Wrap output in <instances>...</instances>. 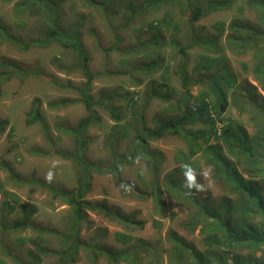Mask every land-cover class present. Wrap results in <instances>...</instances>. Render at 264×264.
<instances>
[{"label": "rangeland", "instance_id": "obj_1", "mask_svg": "<svg viewBox=\"0 0 264 264\" xmlns=\"http://www.w3.org/2000/svg\"><path fill=\"white\" fill-rule=\"evenodd\" d=\"M20 1L0 0V22L7 25L16 37L28 43L38 38L41 30L46 29L47 26L41 14L32 15L30 12L19 11L17 4ZM53 1L60 3L62 22L68 24L77 17L84 18L81 29L82 43L88 56L90 72L96 75L91 85L90 95L94 100H98L101 94H112L114 97L112 104L123 116L119 121L120 128L130 125L126 137L115 130L116 123L108 112L99 107L100 105L95 107L101 120L89 127L86 134L88 143L82 152L90 161L100 162L101 165L106 164L112 159L111 151L114 147L117 148L119 154L125 153L127 144L140 121L139 116L144 118L145 125L155 127L154 118L170 112V105L158 100L151 101L146 111L142 110L147 80L154 78L159 82H164L163 76H165L167 83L165 85L168 88L181 90L179 78L175 75V67L180 55L177 54V46L173 45L172 41L178 40L183 43L188 39L189 31L192 29L186 16L185 5H181L179 0H171L166 4L163 3L159 8L147 10L142 15H139L141 9H138L136 11L139 14L134 16L135 19L131 22V15L125 11L123 0H118L116 13L111 16V19L98 5L83 6V0ZM238 5L244 6L243 14L240 13ZM166 16H169L168 21L160 24L159 22H162ZM233 21H246L260 25L259 14L244 2L235 4L230 10L214 12L195 22L194 29L197 35H203L202 31H204L215 37L218 35L217 26L225 24L228 27ZM153 23L154 25L151 26ZM126 24L130 25L126 27ZM111 25L118 29L119 40L110 29ZM175 26H178V30ZM228 33L227 31L220 36L217 42L229 59L234 74L239 82L257 86L258 92L264 96V91L255 81L252 73L255 62L252 51L235 54L227 43ZM158 36L161 42L166 41L163 46H156L158 50L161 49L160 52L165 59L164 65L159 72L147 75L140 72L141 66L143 67L155 56L150 51L152 48L145 43L148 38ZM113 47L116 49H112ZM206 53L198 46L189 50L188 69L191 72ZM2 62L4 66H7L4 68L6 73L1 76L0 121H5L6 126L4 131L0 132V157L9 164L16 175L27 182L38 180L75 190L79 169L74 161L66 159L64 154L75 147L74 138L69 130L75 128L79 121L87 115L78 90L80 84L86 79L76 67L78 62L76 55L56 42L48 47L32 45L28 49H23L21 46L6 41L0 35V64ZM10 64L18 66L19 71ZM204 88L202 84L192 88L194 97L200 98ZM133 97L137 101L132 107L130 101ZM229 98L231 102L232 97ZM35 99L41 100L39 111L45 127L39 120L29 123ZM64 99H72L76 102L65 107L49 105L51 102ZM135 113L140 115L137 116ZM224 117L235 124H240L250 136L257 133V127L250 115L240 113L232 104ZM195 128L207 129L210 133L218 129L210 128L209 125H200ZM215 142L216 138L213 136L211 143ZM149 145L163 153V165L159 170L161 178L172 171H177L183 164L179 158L188 153V141L180 135H168L161 139H154ZM193 164L199 169H189L186 172L177 171V178L183 179L184 177L185 181L180 182L183 188H189L187 190L198 200L209 198L214 202L223 199L224 195L237 199V195L228 192L215 181L211 168L205 164L202 154L195 156L192 164L186 166ZM239 167L242 166L239 165ZM189 174L193 177L191 181L188 178ZM121 176L144 191H147L153 179L151 169L142 160L131 166L123 167ZM10 177L7 171L0 169V221L10 222L18 218L21 215L18 208L20 204H34L38 211L32 218L37 226L36 229L30 228L25 232L13 233L8 237V243L20 252L23 259H26L29 249H34V245L31 244L32 240L54 250H60L62 248L60 237L52 231L55 233L65 231L70 206L60 199H54L42 186L30 183L19 185L11 181ZM164 187L163 193L168 215L161 218L154 211L152 199L126 196L111 171L104 170L103 173L93 171L91 189L85 199L93 203L105 202L118 209L120 214L134 216L139 225L124 228L118 219L105 216L99 210L87 208V220L83 225L81 237L89 239L93 236L95 229L105 228L108 230V235L104 243L118 249L127 246L116 241L115 233L117 232L141 238L149 246H153L156 251L155 260L153 254L149 253L141 258V264H177L168 252L172 246L168 240L171 230L176 231L199 250H204L206 246L201 232L198 229L191 231L185 227L190 216L195 215L196 209L191 204H185L180 199L169 195ZM12 206L15 210L11 209ZM20 238L25 240L23 246L18 240ZM132 244L133 242L129 246ZM236 251L246 256L249 254L246 249L236 248ZM133 252H135L134 246L130 249V253ZM256 256L264 261V251H259ZM0 264L17 263L0 253ZM38 264H57V260L55 257H45ZM74 264H107V259L100 257L97 262L93 263L89 260L87 252L81 249ZM120 264L132 263L126 261Z\"/></svg>", "mask_w": 264, "mask_h": 264}, {"label": "trees", "instance_id": "obj_2", "mask_svg": "<svg viewBox=\"0 0 264 264\" xmlns=\"http://www.w3.org/2000/svg\"><path fill=\"white\" fill-rule=\"evenodd\" d=\"M171 0H123L125 11L131 16V22L135 19L138 9L139 15L145 14L149 9L159 8L161 5ZM118 0H83V6H100L106 16L111 19L115 15V8ZM249 4L251 9L259 14L260 25L248 23L246 21H233L228 27L221 24L216 27L217 36H212L204 31L203 35H197L194 29L195 22L208 17L214 12L230 10L235 4ZM181 5H185L186 16L189 19L192 29L189 31L188 39L183 43L173 40V45L177 46L179 62L175 67V75L178 76L181 90L176 91L166 86L164 82L150 78L144 90V101L142 110L146 111L151 101L158 100L170 105V112L154 118L155 127L145 125L144 118L135 113L140 119L135 128L133 137L127 144L124 154H119L117 148L111 151L112 159L108 163L93 162L87 158L82 150L88 143L86 137L89 127L101 120L98 110L100 105L108 112L111 119L116 123L114 127L119 133L128 136L130 125L120 128V120L123 118L119 109L113 106L114 97L112 94H101L98 100H94L90 95V89L96 75L90 72L87 53L82 43L83 19L77 17L74 21L66 24L61 21L60 3L53 0H21L17 4V9L21 12H30L32 15L41 14L45 20L46 29L41 30L38 38L24 43L16 37L11 29L0 22V35L6 41L28 49L32 45L48 47L52 43H59L64 49L71 50L77 57L76 67L86 79L78 88L81 101L85 106L87 115L82 118L75 128H71L69 133L73 136L75 147L72 151L66 152L64 157L71 159L79 169L77 177V188L75 190L65 189L52 184H47L38 180L25 181L16 175L9 164L0 157V169L10 174L11 181L19 185L25 183L35 184L44 187L54 199H60L70 206V215L66 223V229L52 231L58 235L62 242L60 250H54L43 246L36 240L31 244L34 249H29L26 259H23L20 252L13 249L8 243V237L13 233L25 232L28 229H36L32 218L37 213L34 204H20L18 206L21 215L10 221H0V253L11 258L17 264H38L45 257H55L57 264H74L77 261L78 253L81 249L87 252L89 260L97 262L100 257L107 259V264H120L131 261L132 264H141V258L149 253L153 254L155 260L156 251L153 246H149L143 239L134 238L132 235L117 232L115 239L117 242L127 246L118 249L104 243L108 230L98 228L89 239L81 237L83 225L87 220L86 209L99 210L105 216L118 219L124 228H131L138 224L132 215L120 214L108 204L93 203L85 199L91 189L92 172L103 173L104 170L111 171L116 181L122 187L126 196L141 199H152L155 213L165 218L168 215L164 198L166 192L180 199L185 204H191L195 209V215L190 216L185 227L191 231L199 230L203 235L206 248L199 250L196 246L180 236L176 231H169L168 240L171 248L168 250L170 257L177 264H264L261 257H257L259 251H264V96L258 92L257 86L251 83H241L234 74L229 59L220 48L217 39L227 31V43L235 54L252 51L254 66L252 73L255 81L264 91V0H179ZM241 14L244 6L238 5ZM167 17V18H166ZM163 18V22L168 21V17ZM130 23V22H127ZM130 24H126V27ZM154 25L151 24V26ZM119 40L118 29L110 26ZM178 30V26H175ZM160 36L150 37L146 40V45L151 47L154 59L141 66L140 72L147 75L155 74L164 65L165 59L161 54V49L166 41L161 42ZM168 43V42H167ZM158 46V47H156ZM201 47L205 55L194 66L191 72L188 69L189 50ZM112 49H116L113 47ZM4 63L0 64V84L4 71ZM11 67L18 68L14 64ZM18 73V72H17ZM199 73V74H198ZM25 76V75H24ZM205 88L200 98H195L192 88L198 85ZM1 86V85H0ZM232 101L230 102V98ZM106 98V99H105ZM123 98V96H120ZM136 99L131 98L130 106L136 105ZM41 100H34L29 123L37 120L41 121L45 127L39 111ZM76 100L64 99L51 102L52 107H65L75 103ZM232 104L240 113L249 114L257 127V133L250 136L240 124L224 117V114ZM141 110V112H142ZM209 125L210 128H218L210 133L207 129L195 128L197 126ZM5 121H0V132L4 131ZM46 129V128H45ZM209 132V133H207ZM168 135H180L188 141V153L179 158L182 166L178 172L187 170H198L192 159L198 154H202L205 164L211 168L215 181L225 190L237 195V199L224 195L223 199L211 201L209 198L198 200L189 195L187 190L180 186V182L185 181L177 178V171L166 174L164 178L159 177V170L163 165V153L152 148L149 144L151 140L161 139ZM215 136L216 142L211 143V138ZM144 161L152 172V182L147 191L142 190L130 180L121 176V170L125 166H131L137 161ZM239 165L242 167L240 168ZM12 210L15 208L12 206ZM160 224V222H157ZM139 225V224H138ZM23 246L25 240L18 239ZM133 244L129 246L130 243ZM21 246V247H22ZM135 247V252L130 253V249ZM20 247V245H19ZM236 248L246 249L249 254L242 255Z\"/></svg>", "mask_w": 264, "mask_h": 264}, {"label": "clouds", "instance_id": "obj_3", "mask_svg": "<svg viewBox=\"0 0 264 264\" xmlns=\"http://www.w3.org/2000/svg\"><path fill=\"white\" fill-rule=\"evenodd\" d=\"M221 126H219L218 127V129L220 128ZM189 180L191 181L192 179H193V177L189 174ZM180 186H182V188H183V185L182 184H180ZM189 186H191V185H189ZM183 189H185V190H187V189H189V188H183ZM187 192H188V194L189 195H191V196H193L194 198H196L197 199V197L194 195V194H192L191 192H189L188 190H187ZM202 200H204V199H202Z\"/></svg>", "mask_w": 264, "mask_h": 264}]
</instances>
